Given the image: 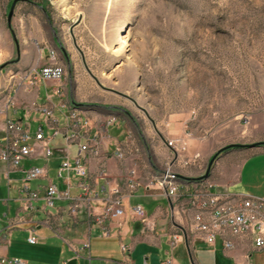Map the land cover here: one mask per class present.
<instances>
[{"label": "rangeland", "instance_id": "374dc122", "mask_svg": "<svg viewBox=\"0 0 264 264\" xmlns=\"http://www.w3.org/2000/svg\"><path fill=\"white\" fill-rule=\"evenodd\" d=\"M42 56L45 64L51 56L65 69L59 98L55 97L58 102L61 97L67 108L102 122L113 117L118 121L119 115L126 125L123 139L129 138L134 151L149 155L145 142L148 147L154 139L162 142L160 136L168 142L179 129L198 142L208 141L214 151L195 181L205 178L214 156L228 159L238 149L234 145H246L243 131L264 112V0H0V137L18 107L31 110L34 100L29 101L28 94L38 82L31 84L28 74L45 65L38 62ZM56 88V82L45 84L48 92ZM20 91L25 93L19 95L25 104L17 106L13 101ZM43 123L49 132L48 122ZM108 139L110 150L120 140ZM53 147L52 170L77 153L76 146L67 147L60 135ZM172 158L166 160L164 170L177 171L176 165L185 171L196 168L194 162L185 165ZM22 180L19 170L8 174L0 166V197H17ZM9 204L10 210L1 202L0 214L12 213L18 202ZM71 223L64 217L61 233L69 239L81 232L79 225L68 229ZM38 236L44 239L29 243V232L22 226L0 252L28 264H60L61 258L76 257L67 241L50 228H41ZM118 236L115 231L110 236L94 231L93 251H119L123 258ZM124 241L130 243L129 238ZM143 247L134 256L139 264L148 256ZM150 252L149 264L163 254L159 248ZM174 256L192 264L183 244L174 249ZM197 262L234 264L236 259L222 253L214 256L202 245ZM78 264L88 261L79 258Z\"/></svg>", "mask_w": 264, "mask_h": 264}, {"label": "built area", "instance_id": "2783aa9c", "mask_svg": "<svg viewBox=\"0 0 264 264\" xmlns=\"http://www.w3.org/2000/svg\"><path fill=\"white\" fill-rule=\"evenodd\" d=\"M28 77L31 84L39 81L56 82V67L51 61V56L50 62L30 71ZM62 86L63 84H57V88L47 94L48 97H58ZM15 91L17 92L18 89ZM57 108L61 114L57 113ZM29 109L42 114L52 133L47 135L42 125L32 130L31 126L23 120L13 117H8L6 120L5 134L0 137V162L7 166L8 174L11 170H19L23 173L18 197L20 211L10 221L7 230L23 222L31 223L28 227V242L31 244L40 242L38 228L43 224L52 227L56 233L60 234L62 223L55 221L52 209L58 208L61 202H65L67 204L65 211L69 219L77 220L78 215L84 213L86 219L99 227L103 236L112 234V225H116L120 235L123 218L127 212L125 198L132 196L138 188L143 186V183L137 175V170L130 169L126 177L130 191L124 193L119 184L112 183L105 165L102 164L99 176L105 184L97 187L87 161L89 157H97L100 154V144L101 139L105 137L104 133L118 121L108 118L103 122L101 129L92 132L91 120L82 113L72 112L65 105L55 107L48 102L39 103L34 100L30 103ZM58 135L64 138L67 146L72 144L78 146L77 153L74 156H67L57 167L56 177L61 185L50 179L46 166L26 165V161L38 157H43L45 160L51 159L55 155L52 144ZM167 144L177 153L187 148L182 136L168 140ZM133 154L135 151L129 138L117 141L111 153L120 160ZM192 162L193 159H185L183 164ZM43 178L48 179L47 184L36 188L30 185L31 181ZM146 187L165 189L174 201L180 203L181 213L191 216L189 228L177 225L175 230L169 233L170 249L162 264H176L172 251L185 240V234L188 236L189 233L199 235L209 245H215L217 238L221 237L223 247L227 250L234 247L231 236H250L254 250H264V199L215 193L209 184L185 189L183 185L156 178L148 181ZM99 198L102 206L100 211L96 212L94 202ZM41 199L42 205L37 206L36 203ZM39 211L45 216L42 220L35 218V214ZM129 212L131 218L141 221L148 227L154 226V221L142 204L131 205ZM63 238L75 252L77 262L79 258H83L87 259L89 264H93L90 240L77 244L64 235ZM121 249L123 258L114 264H131V246L121 242ZM69 261H63L61 264H69ZM0 264H27V262L19 257L0 255ZM94 264L108 263L105 260H99Z\"/></svg>", "mask_w": 264, "mask_h": 264}, {"label": "crops", "instance_id": "0c3cea01", "mask_svg": "<svg viewBox=\"0 0 264 264\" xmlns=\"http://www.w3.org/2000/svg\"><path fill=\"white\" fill-rule=\"evenodd\" d=\"M41 61H44L42 64H45V57L42 56V58H40L38 62L41 63ZM46 82L51 81H39L37 84L32 86L28 94V99H30L29 101L35 100L39 103L48 102L50 105L58 107L59 102L57 98L50 96L48 97L47 95L49 92L45 89ZM56 82L57 84L62 83L59 81ZM21 91L18 92L14 97L13 103H15V105L17 106L18 104L19 106L21 104H25L19 97V95H25V93L20 94ZM56 111L58 114H61L58 111V108L56 109ZM89 116L92 124L94 123L92 132L99 130L98 128L100 127V123L102 121H99V118L92 114H90ZM10 117L23 120L29 125L34 120V130H36L40 125H42L44 128L43 122L45 120L42 114L32 110L26 111L21 106L18 107V111ZM118 119V122L114 126H112L113 129H111V127L105 133L103 132L105 134V137H103V140L101 142L102 149L100 154L97 157H89L87 161L92 179L95 180V186L97 187L103 186L105 184L104 180L99 176L102 164L105 165L107 174L112 183L119 184L121 190L124 193H128L130 191V187L126 182V177L130 169L134 168L137 170V175L143 183V186L138 188L132 196H127L125 198L127 212L125 217L123 218L124 223L120 229V235L118 234V238H115V240L119 244V247L121 246V242L131 246V264H139L135 261L134 257L135 255H137L139 246H144L141 250L145 249L146 253H148V256L144 255V262L142 264H149L150 256L152 254V252H150L151 248H159L161 251H163L162 256L158 258L159 262L157 263L156 261H158V259H155L152 264H162L163 260L167 256V252L170 249L168 241L169 233L174 231L177 225L189 228L191 216H187L186 214L181 213L179 202L174 201L168 195L165 189L158 187H152L149 189L146 187L148 181L164 171L163 166L167 162L166 160L171 159L172 156L176 162L178 161L181 163L185 159H193L196 155L199 156L198 158L193 159L194 163L192 164V166L195 165L196 168L190 167L187 169V171H185L181 170V167L176 165V170L180 175V185H183L185 189H192L197 186L209 184L212 186L211 189L215 193L232 196L241 195L246 197L264 199V144L255 147L251 146L254 143H264V112H260L255 115L248 122L246 130L243 131L242 141L249 146L233 150L231 152L232 157H229L228 159L218 158L211 168L208 177H205L201 181H195L194 177H197L200 174V172L203 170L202 165L205 164V160H207L214 151V147H211V144L208 141L198 142L196 139H193V137L188 135L184 130L181 132L179 129L175 133L178 134V136L184 137L187 144V148L185 151L179 150V152L177 153L174 148L168 146L167 140L165 141L163 137L160 136L162 142H155V139L153 142H151L150 140L149 142H151V146L149 145V147L145 142L148 150L151 151V154L147 155L143 150H139L135 151V154L128 156L126 159L120 160L117 157L111 155L113 149H107L109 145L106 142L107 137L109 138L108 140H123L126 132V125L125 121L119 118V115ZM45 133L47 135L51 134L52 130L49 129V132L45 131ZM174 137H177V135H174L172 137L170 136L168 140H171ZM75 146L76 150L78 151V146ZM180 156L181 159H179ZM60 162L61 161H59V164ZM33 164L46 166L49 171L50 179L60 184L59 180L56 177V170L58 166L55 168V170H52L50 167V159L45 160L43 157H38L26 161L27 166ZM0 166H2L4 169L7 168V166L2 162H0ZM20 173L23 177L22 171H20ZM35 181H37L35 186L31 185L33 188L48 183L47 178ZM18 197L19 193L17 197H13L12 199L5 198L3 196L0 197V205L1 202L7 204L9 210L10 200H16L18 202V205L12 213L8 211L7 213L4 212L0 214V249L9 242L14 230L21 229L22 226L25 227L26 230H28V227L31 224L29 222H23L20 225L9 229L10 231L7 230L10 221L20 211V202ZM99 197L101 198L102 195L100 194ZM100 198L95 200L94 202V208L96 212H99L102 206V201ZM42 203L43 200L41 199L36 204L37 206H40L42 205ZM136 203L142 204L147 210L151 219L154 221V226L152 228L146 226L137 219L131 218L129 207ZM66 208L67 204L65 202H61L58 208L52 209V213L54 214L53 218L56 222H59L61 224L64 222V217H68L65 211ZM85 216L86 215H84V213H80L77 217V220H72V223L67 225V228L70 230L74 229L77 225H79V227L77 228L79 230L81 229L79 235L73 236L72 238L70 237L71 240L77 244H81L86 240H90V254L93 264L99 260L109 261L110 264H114L117 261H120L122 259V254L119 251L118 253H116V251L114 250L111 251L108 249L106 251H102L98 248L95 250L96 252L93 251L92 234L94 231L97 233H100L101 231L95 223L91 222L89 219H86ZM35 218L42 220L45 218V216L39 211L35 214ZM112 226V231H115L117 234L118 228L116 227V225ZM43 227L50 228L51 230H53L54 234L63 237L61 233H56L52 227L44 224L38 228V231H40V229ZM122 233H125L124 239L129 238L130 243L124 241ZM42 239L44 238L40 237V241H42ZM231 239L234 242V247L230 250H227L223 247V241L221 237L217 238L215 245H209L199 235L189 233L187 236V242L185 238V240L183 242H180L175 248H177L180 244H183L186 258L188 259L189 263L192 264H199L197 262L198 247L202 245H206L209 251L214 256L217 253H222L224 256L228 257L234 262L236 259V263L234 264H264V250H254L252 239L250 238V236H231ZM145 247H147V249ZM174 249L172 251L173 255ZM0 255L7 256L5 254H2L1 252ZM66 260L67 259L65 258H61L60 264ZM175 263L183 264L177 259H175Z\"/></svg>", "mask_w": 264, "mask_h": 264}, {"label": "bare ground", "instance_id": "6f19581e", "mask_svg": "<svg viewBox=\"0 0 264 264\" xmlns=\"http://www.w3.org/2000/svg\"><path fill=\"white\" fill-rule=\"evenodd\" d=\"M53 63L55 65V67H56V81L63 80V78L65 76V73H66L63 65H61L60 63H58L56 61L53 62ZM58 96H59V93H58ZM62 100L63 99L60 97L59 105H65L67 107V103L66 102H63ZM67 109H71V111L72 112H75V113H80L75 108H67ZM111 119H115L116 120V117H113ZM169 170L170 169L168 168V170L162 171L159 175L155 176L154 178L160 179V180H164V181L169 182V183H177V185H180V178H179V176L176 175L175 172H170Z\"/></svg>", "mask_w": 264, "mask_h": 264}, {"label": "water", "instance_id": "95a60500", "mask_svg": "<svg viewBox=\"0 0 264 264\" xmlns=\"http://www.w3.org/2000/svg\"><path fill=\"white\" fill-rule=\"evenodd\" d=\"M12 15H13V9H12L11 12L9 13V17H8V20H9V21H10ZM251 146H255V144H252ZM216 158H217V157L214 156V157L211 159V161H210V163H209V165H208L207 172H206V174L204 175L205 177H208V175H209V173H210V170H211V168L213 167V165H214V163H215V161H216ZM185 238H186V242H187V236H186V234H185ZM69 264H77V259H76V258L71 259V260L69 261Z\"/></svg>", "mask_w": 264, "mask_h": 264}, {"label": "trees", "instance_id": "16d2710c", "mask_svg": "<svg viewBox=\"0 0 264 264\" xmlns=\"http://www.w3.org/2000/svg\"><path fill=\"white\" fill-rule=\"evenodd\" d=\"M234 146H236V148H245L246 147V145H234Z\"/></svg>", "mask_w": 264, "mask_h": 264}]
</instances>
